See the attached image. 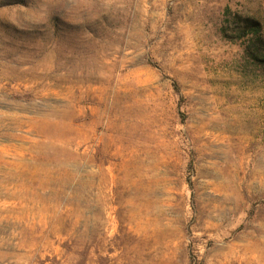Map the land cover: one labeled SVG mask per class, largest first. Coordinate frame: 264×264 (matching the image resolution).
<instances>
[{
	"label": "rangeland",
	"instance_id": "obj_1",
	"mask_svg": "<svg viewBox=\"0 0 264 264\" xmlns=\"http://www.w3.org/2000/svg\"><path fill=\"white\" fill-rule=\"evenodd\" d=\"M11 115L45 116V153ZM10 144L45 209L0 264L263 260L264 0H0Z\"/></svg>",
	"mask_w": 264,
	"mask_h": 264
},
{
	"label": "bare ground",
	"instance_id": "obj_2",
	"mask_svg": "<svg viewBox=\"0 0 264 264\" xmlns=\"http://www.w3.org/2000/svg\"><path fill=\"white\" fill-rule=\"evenodd\" d=\"M70 113L72 114V112H70ZM8 119L12 120V123H11L12 124V128H11L12 131H18V130L21 131V130H24V128H27L26 129L27 131L37 130L36 132H39V135H38L39 139H35V140L31 141L32 148H33V150H36V154L37 153H40V154L45 153V138H47V137H45V127H46L45 116H41L40 119H38V118L29 119L28 118L27 121H24V120H22L23 118L20 119L17 115H11V116H8ZM49 124L52 125L53 123L52 124L49 123ZM62 127H64V126H62ZM47 129H48V127H46V130ZM9 135L11 137H13L14 139L15 138L21 139L24 136V135L22 136V134H21V136H22L21 137V136H19L20 134L18 135L15 132H10ZM59 135H60V133H59ZM78 135H76V137ZM85 141H87V139ZM105 145H107V144H105ZM19 149H23V148L22 147L19 148L18 146L14 145V144L13 145L12 144L5 145V146L0 145V258L3 259V257H6L8 254H13V256H19L23 260H28L32 257V255L30 254V252L32 250L30 251L31 242H30L29 233L31 231L32 226L35 225V224H33L31 226V224H30L31 221L29 223V218L31 216L30 204L31 203L34 204V203L39 202V205L40 204L43 205L41 207H43V209H45V175H46L45 174V160H44V158L40 159V157L37 159L39 161H37V160L36 161H7L6 160L7 154H9L10 151L18 152ZM19 154H20V151H19ZM8 156H10V155H8ZM42 157H44V156H42ZM48 169L52 170L54 168H48ZM55 170H57V168ZM37 191H40V193L38 194ZM33 192H35V193H33ZM41 214H43L42 211H41ZM42 219H43L42 222L45 225V217L43 216ZM42 222L40 221L38 223L41 224ZM34 230H35V228H34ZM17 231H18V236H19V240L17 239L18 240L17 242H19L18 245L23 250L21 255L13 252L15 250V248L13 247V243H15L14 241H16L14 239L16 238L15 233ZM43 233L45 234L44 231H43ZM4 249H6L7 251H4ZM240 263L241 264H264V259L259 260V261L256 260L255 262H250V261L244 260V261H240Z\"/></svg>",
	"mask_w": 264,
	"mask_h": 264
}]
</instances>
